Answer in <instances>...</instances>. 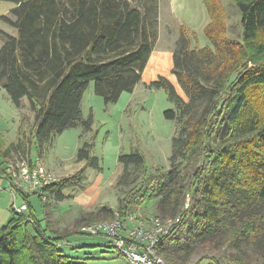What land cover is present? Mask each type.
Returning <instances> with one entry per match:
<instances>
[{
    "label": "trees",
    "instance_id": "1",
    "mask_svg": "<svg viewBox=\"0 0 264 264\" xmlns=\"http://www.w3.org/2000/svg\"><path fill=\"white\" fill-rule=\"evenodd\" d=\"M200 1L209 19L202 30L208 47L191 49L180 30L172 50L170 73L187 101L163 77L147 85L164 90L174 105L163 112L164 119L175 124L170 168L146 175L118 200L116 213L124 216L156 202V214L150 217L179 216V223L157 245L167 264H185L199 244L238 239L256 241L264 264V128H259L264 102H255V97H264V63H244L264 54V0L236 4L238 43L223 35L219 1ZM0 2L13 4L0 17V23L13 31L12 35L0 29V88L15 109L27 102L34 115L35 145L77 126L90 130L91 120H83L81 114L90 85L108 105L140 83L158 34L159 0ZM17 148L11 143L0 158ZM90 149L83 144L77 160L96 170L98 161L90 159ZM191 156L197 160L189 173ZM118 162L124 168L119 184L128 167L144 165L138 152L120 156ZM76 180L58 179L41 193L59 202L62 191ZM19 194L27 215L12 210L17 218L0 228V264H80L58 248L70 234L48 238L27 202L29 196ZM42 206L49 214V203ZM96 216L111 219L114 211L104 207Z\"/></svg>",
    "mask_w": 264,
    "mask_h": 264
},
{
    "label": "rangeland",
    "instance_id": "2",
    "mask_svg": "<svg viewBox=\"0 0 264 264\" xmlns=\"http://www.w3.org/2000/svg\"><path fill=\"white\" fill-rule=\"evenodd\" d=\"M218 1L221 6L220 19L224 25V37L229 42H240V15L236 4L249 0ZM12 7L13 4L10 2H0V14ZM208 22L206 9L200 0H159L158 34L143 80L135 86L132 93H124L115 104L108 105L93 93L90 85L84 92L81 102L82 119L91 120L89 131H83L77 126L61 134L51 135L47 140L37 142L35 145L31 139L34 115L24 100L17 118L19 127L14 126L17 129L16 133L14 131L9 134L0 133V153L11 143L18 147L15 151L11 150L5 159L0 158L2 174L6 176L5 168L8 166L12 168L25 162L27 166L35 163L43 166L56 180L75 176L77 180L72 188L62 191L63 199L57 202L47 196L44 200L41 197L39 200L37 195L25 194L22 189H12L9 192L8 179L1 178L0 188L5 189V194H0L1 227L17 218L12 213V192L15 193L17 207L26 204L19 194L21 192L23 196H29L27 202L32 207L36 220L43 229H46L48 238L54 239L70 234L59 243L58 248L63 255L79 261L80 264H126L115 250L103 247L107 238L80 234L79 229L84 224L112 221L117 218L128 219L127 215L133 216L135 223L131 226H135L139 225L137 223H146L150 215L156 214V202L144 203L137 212L124 216L116 213L118 200L131 188L138 186L146 175L162 174L170 168L171 138L175 134V124L165 120L163 112L173 109L174 105L168 101L164 90L147 87L151 81L149 73L159 65L163 70L160 74L171 81L167 80L178 96L186 102L185 94L170 73L172 50L180 30L186 33L191 49L208 47L202 32ZM6 29L13 35L11 29L7 27ZM244 63L249 67L264 63V54L250 57ZM0 91L5 93L3 90ZM9 101V107L14 109ZM255 102L259 104L258 106L262 105L264 97H255ZM5 105L0 102L1 114L7 118L6 120H10V124H16L17 116L15 118L11 116L8 106ZM263 125L264 117H261L259 128H264ZM83 144L90 145V159H97L98 169L86 166L85 161L78 162L77 153ZM131 152H138L144 159V165L136 169L128 167L125 171L127 177L123 184H119L124 168L118 162V158ZM195 160L197 158L191 156L190 166L186 172L193 171ZM81 170L83 171L80 172ZM41 202L49 203V214L45 212ZM184 203L188 204V198ZM104 207L114 211L113 218L103 219L101 216L97 218L96 213ZM254 209L258 210L255 206ZM24 215H27L26 211ZM27 221L32 224L30 219ZM260 253L261 247L253 239L231 240L226 244L213 241L199 244L185 264H262Z\"/></svg>",
    "mask_w": 264,
    "mask_h": 264
},
{
    "label": "built area",
    "instance_id": "3",
    "mask_svg": "<svg viewBox=\"0 0 264 264\" xmlns=\"http://www.w3.org/2000/svg\"><path fill=\"white\" fill-rule=\"evenodd\" d=\"M6 178L9 181L10 191L22 189L25 194H34L46 198L41 191L51 185L56 179L48 173L43 166L33 164L27 166L25 162L15 167L5 168ZM12 210L16 214H23L26 204L17 207L15 204V193L12 192ZM184 209H187V204ZM127 218H117L112 221L104 220L93 224H84L79 233L87 236H102L107 238L104 245L119 253L126 264H165L157 253L159 240L166 236L172 227L179 223V216L174 218L150 217L146 223L134 225L132 215ZM144 222V221H143Z\"/></svg>",
    "mask_w": 264,
    "mask_h": 264
},
{
    "label": "crops",
    "instance_id": "4",
    "mask_svg": "<svg viewBox=\"0 0 264 264\" xmlns=\"http://www.w3.org/2000/svg\"><path fill=\"white\" fill-rule=\"evenodd\" d=\"M13 8V7H12ZM12 8H9V10H11ZM9 10H5V12H3L2 14H0V17H2V16H6L7 14H8V12H9ZM205 27V26H204ZM203 27V28H204ZM0 29L1 30H3V31H5V32H8L7 30L8 29H6V27H4V25H2L1 23H0ZM8 33H11L10 31L8 32ZM149 61V60H148ZM149 66H147L146 65V68L144 69V71H143V73H142V77H141V80H143V74H144V76H145V72L147 71V68H148ZM155 67V66H154ZM166 68H168V67H166ZM163 70L161 69V67L158 65V66H156V69L154 68L152 71H150V73H149V76H150V79H151V81H154V80H156L158 77H156V76H159V77H163V78H165L164 77V75L163 74H160L161 72H162ZM155 74L154 76H153V74ZM151 77H154L153 79L151 78ZM173 77V76H172ZM146 78V77H145ZM174 78V77H173ZM167 80H169L168 78H167ZM175 80V79H174ZM150 81V82H151ZM170 81V80H169ZM171 82V81H170ZM0 90H2L1 88H0ZM5 94V95H4ZM8 101H9V99H8V96L6 95V93H2V91H0V102L1 103H4V105L6 104L7 106H8V108H9V110H10V115L11 116H13L14 118H15V121H16V124H10L9 123V121L10 120H6L7 118H4V116L1 114V112H0V133H2V134H9V133H11V132H15L16 133V128L15 127H19V123H18V113H19V111L20 110H18V109H15L14 107V109H11L10 107H9V103H8ZM10 102V101H9ZM5 105V106H6ZM12 105V104H11ZM3 106V105H2ZM13 106V105H12ZM7 108V107H6ZM0 111H1V107H0ZM15 126V127H14ZM2 166L0 165V179L1 178H5V179H7L6 178V176L5 175H3L2 174ZM0 186H2V182L0 181ZM2 191V192H1ZM9 191H10V189H9ZM5 192V189L4 188H0V194H5L4 193ZM1 226H2V223H1V219H0V228H1Z\"/></svg>",
    "mask_w": 264,
    "mask_h": 264
}]
</instances>
